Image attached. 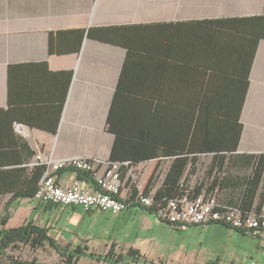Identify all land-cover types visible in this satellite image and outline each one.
Returning a JSON list of instances; mask_svg holds the SVG:
<instances>
[{
    "label": "crops",
    "instance_id": "obj_1",
    "mask_svg": "<svg viewBox=\"0 0 264 264\" xmlns=\"http://www.w3.org/2000/svg\"><path fill=\"white\" fill-rule=\"evenodd\" d=\"M38 153L99 159L98 172L103 161L129 165L124 198L153 173L154 194L179 154L212 162L227 153L229 174L214 191L239 204L253 155L264 153V0H0V189L9 190L0 205H10L9 222L22 213L57 244L81 246L78 264H113L131 247L142 255L122 264H208L195 251V259L155 257L166 249L148 256L141 235L121 230L128 215H154L146 206L115 215L13 197L33 186ZM55 174L60 184L94 185L72 168Z\"/></svg>",
    "mask_w": 264,
    "mask_h": 264
},
{
    "label": "built area",
    "instance_id": "obj_2",
    "mask_svg": "<svg viewBox=\"0 0 264 264\" xmlns=\"http://www.w3.org/2000/svg\"><path fill=\"white\" fill-rule=\"evenodd\" d=\"M36 158L46 165V172L34 196L39 202L82 205L86 210L99 207L114 214L127 209L132 203L140 204L153 207L160 220L169 222L181 231L193 225L218 222L259 237L264 248V201L261 207L255 206L249 211H244L238 206L220 202L216 193L204 191L192 199L177 197L167 204H155L153 195L145 194L143 191L127 198L121 196L124 187L122 168L126 164L119 161H103L104 169L98 172L99 159L88 156H70L54 160L44 158L38 153ZM66 168L87 171L94 176V185L90 186L80 180L67 185L60 184L55 173ZM249 264L258 263L251 260Z\"/></svg>",
    "mask_w": 264,
    "mask_h": 264
},
{
    "label": "trees",
    "instance_id": "obj_3",
    "mask_svg": "<svg viewBox=\"0 0 264 264\" xmlns=\"http://www.w3.org/2000/svg\"><path fill=\"white\" fill-rule=\"evenodd\" d=\"M241 129V127H240ZM241 133V132H240ZM213 161L210 164V173H208V178L206 180H196L192 182L190 175L195 173L198 170V162L200 156L197 154L193 155H177L172 163L170 164L167 175L163 179L161 185L156 190L154 194L151 193V188L156 179L155 173L152 174L151 178L148 179L147 184L143 192L145 194L153 195L154 203H162L167 204L168 201L177 197H187V199H192L196 195L199 196L204 191L213 192L218 195L217 192L214 191L216 184L219 183L221 178L226 177L229 174L228 170V159L229 154L227 153H218L213 155ZM255 157V163L252 165V171L250 178L245 182V188L240 197L239 204L232 205L238 206L244 211H249L255 206L258 208L261 207L264 201V153H259L253 155ZM115 161V160H111ZM161 161L156 164V169L158 168ZM42 164V163H41ZM129 165H126L122 168V176H126V171ZM37 171L34 175H32L31 182L32 187L27 188L26 190H12L13 197H34L36 191L39 187V180L46 172V165L42 164L38 165ZM80 173V178L87 179L88 182H95L94 176L87 171L78 170ZM156 172V170H155ZM187 172L189 173L188 175ZM130 180V178H129ZM127 182H130V181ZM31 186V184H30ZM131 194L130 196L136 195L139 192V189L135 186V183H131ZM8 189H0V193L5 192ZM260 191L261 197L259 202L255 205V197L256 194ZM9 191V190H8ZM219 196V195H218ZM217 196V198H218ZM219 200V198H218ZM10 205H5V212H0V225L2 226L0 229V254L6 253L7 249L14 246L17 243L27 244L32 248H41L46 244L52 246L57 253L60 254L61 261L54 264H78V261L82 255H86L87 253L81 246H77L76 248L69 250L68 247H61L56 243L54 237L51 236L48 231L44 227H40L39 225L33 223V220H29L28 222L15 227H6V223L9 222L11 217L8 212ZM150 213H154L153 207H147ZM157 217V216H156ZM164 221V220H163ZM169 224L172 228V224L169 222H165ZM218 224V222H214ZM225 225V224H223ZM228 228H232L228 225H225ZM238 232L246 234L244 230L232 228ZM127 255H131L134 259L136 256H141V252L138 249H134L133 247L129 248ZM90 256H96L95 253H91ZM114 256V252L111 249L106 256L99 255L98 258L101 260H107L108 257ZM126 255L115 256L112 259L111 263L120 264ZM0 264H53L47 262L38 261L36 257L31 259H22V257L18 256H10L8 260L0 261Z\"/></svg>",
    "mask_w": 264,
    "mask_h": 264
},
{
    "label": "rangeland",
    "instance_id": "obj_4",
    "mask_svg": "<svg viewBox=\"0 0 264 264\" xmlns=\"http://www.w3.org/2000/svg\"><path fill=\"white\" fill-rule=\"evenodd\" d=\"M199 162V172L196 173V179L206 180L211 170V161L204 157ZM139 178H141V173L137 172L133 182H138ZM3 206L0 205L1 212H3ZM22 217V213H17L13 220L9 222L8 227L24 224L21 221ZM128 217V225L121 228V230L125 234L133 232V236L141 235L143 237L141 245L146 248L148 256L154 257L162 250L165 253L166 249L165 255L160 254L161 256L155 257L195 259L193 254L190 253L195 251L196 260H209L208 262L211 264H249L251 260H255L258 264H264V248L261 246L260 239L250 234L229 229L227 226L209 224L203 228L194 226L187 231H181L173 229L169 224L164 221L161 222L158 217L149 213L131 214ZM1 227L0 225V229ZM174 249H181L182 251H178L180 254L176 255ZM117 254L127 255L126 253ZM10 256H18L22 259L36 257L38 261L53 264L61 261L60 254L48 244L41 248H32L27 244H22V242L17 243L8 248L6 253L0 254V261L8 260ZM85 263L96 264V262H90V260L83 258L81 264Z\"/></svg>",
    "mask_w": 264,
    "mask_h": 264
}]
</instances>
